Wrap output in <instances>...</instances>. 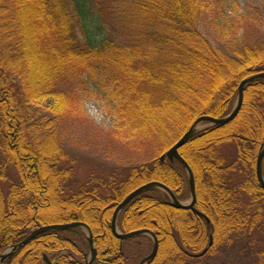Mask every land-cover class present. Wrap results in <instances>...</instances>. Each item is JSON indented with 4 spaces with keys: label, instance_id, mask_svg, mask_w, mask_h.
I'll return each mask as SVG.
<instances>
[{
    "label": "trees",
    "instance_id": "obj_1",
    "mask_svg": "<svg viewBox=\"0 0 264 264\" xmlns=\"http://www.w3.org/2000/svg\"><path fill=\"white\" fill-rule=\"evenodd\" d=\"M28 1L0 0V253L40 226L80 222L92 234V264H130V244L146 235L117 238L110 227L114 209L152 182L179 200L189 196L182 165L160 156L198 117L227 116L239 83L264 71V57L235 38L223 39L230 54L205 39L196 26L205 0H122L107 17L110 25L115 18L111 34L103 22L92 24L87 0H70L74 13L67 0ZM34 2L37 14L26 16ZM78 16L85 22L81 44L74 33ZM45 55L49 60L38 67ZM91 90L107 106L111 138L151 150L157 141L160 156L128 167L126 176L113 171L76 180L62 133L75 119L90 123L76 94ZM176 127L183 131L164 147L165 128ZM262 145L264 78L245 86L234 119L195 133L179 148L194 176L195 208L209 224L150 188L121 210L118 230L156 235L157 252L147 264H185L187 250L217 255L234 233L264 228V190L255 171ZM251 252L245 261L219 264H264V246ZM89 253L88 237L77 227L41 233L0 264H46L44 254L51 264H85Z\"/></svg>",
    "mask_w": 264,
    "mask_h": 264
},
{
    "label": "rangeland",
    "instance_id": "obj_2",
    "mask_svg": "<svg viewBox=\"0 0 264 264\" xmlns=\"http://www.w3.org/2000/svg\"><path fill=\"white\" fill-rule=\"evenodd\" d=\"M67 1L70 11L74 13L71 1ZM87 1L90 3L92 11L89 17L92 24H99L102 27L103 22L104 28L109 30L111 34V30L114 31L112 25L115 23V18L110 15L113 18L112 25H110L107 17L111 10L117 7L122 0ZM205 4L206 9L202 11L196 23L199 32L205 39L230 54L231 52L226 50L223 39L226 37L235 38L237 44L251 46L256 53L259 52L264 57V0H205ZM37 6L35 2L34 4L29 3L26 8L29 13L26 16L33 17L36 15ZM209 6L211 7L208 8ZM75 18L74 33L81 44L84 43L83 25L85 22L79 16ZM109 20L111 22V18ZM43 60H49L48 56L45 55V57L37 60V63H40L38 67L43 65ZM88 92L90 96L86 95V93H78L76 96L79 99L77 101L78 107L84 112L82 114L83 118L90 123L85 124L81 118L75 119L74 124L64 128L62 133L63 148L69 157L73 158L68 167L72 169L76 180L81 182L92 173L104 176L111 174L113 171H119L121 176H126L128 167L138 165L144 161L148 162L152 158L160 156L164 148L162 150L159 149L157 141L155 142L156 146L151 150L142 142L132 145L131 142L119 143L115 138H111L112 122L106 113L107 106L98 98L91 96L94 93L93 90ZM235 102L236 100L233 103V107ZM205 127H209V124L205 122L199 124V128ZM177 128H165L163 134H167V136L163 139L164 147L167 146L171 138L183 131V128ZM158 139H161V134ZM232 150L233 148H230L227 152L231 154ZM3 186L7 187V184H3ZM189 200L190 198L187 197L181 201L184 204H188ZM259 225L264 224L261 223ZM82 231L87 235L84 230ZM144 235H146L144 238H140L130 244L132 245V251H129V255L133 256L130 264H135L139 256L148 255L147 246L149 240L147 237L151 241L152 238L148 234ZM231 237V242L227 246L220 247L217 255H204L200 258L187 257L184 263L219 264L220 261L224 260L245 261L246 257L252 253V250L256 251L264 246V228H254L250 233H234ZM140 245H143L142 250H138ZM151 249L152 246L150 252ZM215 249L213 248V250ZM187 253L193 254L190 250H187Z\"/></svg>",
    "mask_w": 264,
    "mask_h": 264
},
{
    "label": "water",
    "instance_id": "obj_3",
    "mask_svg": "<svg viewBox=\"0 0 264 264\" xmlns=\"http://www.w3.org/2000/svg\"><path fill=\"white\" fill-rule=\"evenodd\" d=\"M260 78H264V71L263 72H259L257 74H254V75H252L250 77H247V78L243 79L239 83V86H238V92H237V98H236L235 105H234L233 109L231 110V112L227 116L221 117V118H214V117H211V116L203 115V116L198 117L192 123V125L188 128V130L174 143V145L172 147H170L159 158L161 162L164 160V158L168 159L170 162H173L174 160H176L185 169V171L187 173V176H188V186H189V191H190V196H191V200H190V202L188 204H184V203H181L180 201H178L177 198L175 197L174 193L170 190V188H168L164 184L158 183V182H152V183H148V184L142 185V186L136 188L135 190H133L115 208V210L113 212V216H112V220H111L110 226H111L112 233L117 238H119V239H127V238H131V237H134V236H137V235H140V234H145V233H148V234L152 235V238H153L152 251H151V253L148 256L143 258L140 261L139 264H146L147 262L153 260V258L156 255L157 247H158L157 238H156V236L154 234H152L148 230H135V231H131V232H128V233H125V234L119 233L117 231V229H116V219H117L118 213L121 211L122 208H124L138 194H140L143 191H146V190H148V189H150L152 187H157V188L163 189L168 194V196L170 197V200H171V205H173L175 208L191 209L194 213H196L199 216L205 218V216L202 213H200L199 211H197L194 208V204H195V200H196L194 177H193L192 171L190 170V168L188 167V165L184 161V159L180 156L178 150L195 132L201 130V128H199V124L205 122V123H208L209 126H220V125L227 124L232 119H234V117L237 115V113H238V111L240 109V106H241L244 87L248 83H250L251 81L256 80V79H260ZM263 157H264V147L262 148L261 152L258 154L257 160H256V165H255V167H256V176H257L258 182H259L260 186L262 187V189L264 190V179L262 177V171H261V164H262ZM74 227H80V228L84 229L87 232L91 253H90V257L87 260L86 264H92V260H93V258L95 256V249H94L93 242H92L91 231H90V229L88 228L87 225H85L84 223H80V222H71V223H65V224H52V225H45V226L39 227L36 230H34L33 232H31L30 235H28V237H26V239H24L21 243L11 247L10 249L5 250L2 254H0V261L2 259H4L6 256L11 255L12 252L15 249H19L24 244H26L29 240H31L32 238H34L35 236H37V235H39L41 233H44V232H47V231L64 230V229L74 228ZM211 243H212V241H210L209 245H211ZM206 251H207V249H205L203 252H201L199 254H196V255H193V256L194 257H200L203 254H205ZM43 258L45 259L47 264H50V262L47 259L46 255H44Z\"/></svg>",
    "mask_w": 264,
    "mask_h": 264
},
{
    "label": "flooded vegetation",
    "instance_id": "obj_4",
    "mask_svg": "<svg viewBox=\"0 0 264 264\" xmlns=\"http://www.w3.org/2000/svg\"><path fill=\"white\" fill-rule=\"evenodd\" d=\"M195 202H196V200H195ZM194 208H195V204H194ZM196 209V208H195ZM197 210V209H196ZM198 211V210H197ZM200 212V211H199ZM201 213V212H200ZM196 214V213H195ZM203 214V213H202ZM198 215V214H197ZM199 216V215H198ZM207 222V224H209V220L208 221H206ZM19 244V243H18ZM94 249H95V247H94ZM2 262V261H1ZM0 262V263H1Z\"/></svg>",
    "mask_w": 264,
    "mask_h": 264
}]
</instances>
